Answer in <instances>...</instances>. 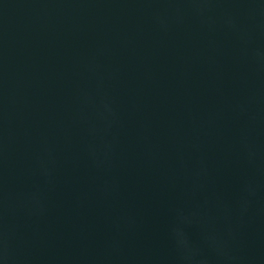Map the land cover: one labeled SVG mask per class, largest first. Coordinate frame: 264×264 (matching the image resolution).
<instances>
[{
    "label": "water",
    "instance_id": "1",
    "mask_svg": "<svg viewBox=\"0 0 264 264\" xmlns=\"http://www.w3.org/2000/svg\"><path fill=\"white\" fill-rule=\"evenodd\" d=\"M0 264H264V0H0Z\"/></svg>",
    "mask_w": 264,
    "mask_h": 264
}]
</instances>
